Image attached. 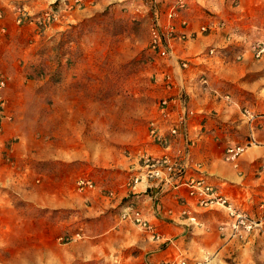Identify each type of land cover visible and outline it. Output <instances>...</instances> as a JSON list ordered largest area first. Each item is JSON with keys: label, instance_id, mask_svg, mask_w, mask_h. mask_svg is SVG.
I'll use <instances>...</instances> for the list:
<instances>
[{"label": "rangeland", "instance_id": "obj_1", "mask_svg": "<svg viewBox=\"0 0 264 264\" xmlns=\"http://www.w3.org/2000/svg\"><path fill=\"white\" fill-rule=\"evenodd\" d=\"M83 1L89 15L43 44L19 24L18 87L5 89L9 119L0 134V264H264V184L250 203L234 201L261 217L254 230H230L221 207L225 218L206 239L209 247L170 261L155 256L169 245L155 247L134 225L125 229L128 238L119 236V205L99 212L101 196L117 191L120 180L126 184L133 171L126 157L143 145L154 113L156 65L136 0ZM19 2L36 13L64 15L75 7L72 0ZM253 35L264 39V29ZM26 48L32 50L24 57ZM222 50L235 55L240 47ZM256 74L264 86V66ZM235 130V142L249 146ZM81 179L95 187L80 190Z\"/></svg>", "mask_w": 264, "mask_h": 264}, {"label": "crops", "instance_id": "obj_2", "mask_svg": "<svg viewBox=\"0 0 264 264\" xmlns=\"http://www.w3.org/2000/svg\"><path fill=\"white\" fill-rule=\"evenodd\" d=\"M72 1L75 4L72 10L64 15L59 13L45 26H39L33 18L18 21L20 13L29 16L36 14L19 0H0V26L6 27V33L0 40V69L14 79V84L10 82L4 88V95L5 89L18 87V51L23 48L22 41L18 38L19 34H23V25L19 24H28L35 39L34 43L43 44L47 36L56 37L60 31L72 27L89 15L90 6H85L83 0ZM147 1L136 0L134 4L142 7L143 13L138 16L147 23L148 40L152 14L143 8ZM232 1L188 0L183 17L189 22L188 31L195 32L196 36L186 41H175L172 44V55L166 60L165 67L175 73L183 72L189 104L197 112L189 121V133L196 144L191 150L193 163H189L186 173L207 175L227 197L245 205L247 200L250 203L253 199V191H259L258 186L264 184V169L261 168L264 164V86L263 81L254 78L255 73L258 76L259 69L264 66V56L254 59L248 50L253 41L264 40L253 35V31L264 29V17L260 13L264 1L239 0L238 6H233ZM209 22L223 24L200 34L201 25ZM34 43L29 46L32 47ZM227 46H239L240 50L235 55H228L222 50ZM211 47L214 49L213 53L208 52ZM30 50L32 48L25 49L24 57ZM179 58L189 60V66L182 72L178 65ZM13 63L15 65L12 67ZM154 90L157 96L163 94L162 89ZM251 115L255 117L251 119ZM235 128L248 136L243 140L250 143L239 157L236 167L223 159L225 147L240 138L235 135L238 133ZM175 145H182V141L178 140ZM140 148L152 154L160 151L159 146L146 143V137ZM134 151L125 157L129 171L135 172L138 160ZM132 173L133 171L130 175ZM144 181L138 182L133 189L120 180L116 185L117 191H108L101 196L99 212H105L111 207L117 210L122 199L130 198L147 219L157 226L163 239L168 240L164 243L169 245L168 249L156 253V259L162 257L164 261H170L182 251L195 252V247L206 248V239L212 229L216 230L217 222L225 218L221 206L212 204L209 207H199L194 200L188 198H185V203L182 202L181 196H185L184 187L177 190L170 187L152 190L155 192L152 198L145 193ZM121 208L122 206L118 208L119 217L114 215L118 225L115 231L119 236H126L125 229H131L134 224L120 217ZM184 209H189L190 214H182ZM134 226L155 247L162 244L161 241L152 239L140 227ZM188 233L195 235L187 236ZM104 250L107 251V248Z\"/></svg>", "mask_w": 264, "mask_h": 264}, {"label": "built area", "instance_id": "obj_3", "mask_svg": "<svg viewBox=\"0 0 264 264\" xmlns=\"http://www.w3.org/2000/svg\"><path fill=\"white\" fill-rule=\"evenodd\" d=\"M187 5L188 0H148L143 7L152 14L148 30V50L156 65L151 74L152 84L163 91V94L157 97L154 113L148 121L146 143L159 146L160 151L157 154L141 148L134 151V156L138 160V168L135 172L133 170L127 185L134 189L138 182L145 180V189L150 191L148 194L152 198L155 195L152 190L165 187L177 190L184 187L185 196H181L182 202L185 203V198H188L194 200L195 205L199 207L219 204L228 215L230 230L242 229L248 232L260 224L261 217H255L237 206L234 200L227 197L207 175L186 173L189 163H193L191 150L196 144L195 139L189 133V121L197 113L189 104L183 79L182 70L189 66V60L187 58L178 59L182 73L171 71L165 67V63L172 55V44L175 41H186L196 36L195 32L188 31L189 22L183 17V11ZM68 6L71 7V5H65L64 8ZM136 9L141 11L142 7ZM59 13L60 9L44 10L33 16L20 13L18 21L33 18L37 25L45 26ZM0 17H2L1 11ZM222 24L220 22L203 24L199 32L200 34L209 32ZM5 33L6 27L0 26V40ZM248 50L254 59L262 58L264 40L253 41L249 44ZM208 52L213 53L214 49L211 47ZM8 80L9 77L0 71V134L3 131L5 120L9 119L8 103L4 95ZM243 112L247 114L246 111ZM250 117L252 119L255 115ZM178 140L182 141V145H175ZM247 147V144L231 143L225 147L223 159L236 167L239 157L243 155ZM261 168L264 169V164ZM78 185L80 190L95 187L90 179H81ZM109 194L112 193L109 192ZM182 214H190V210L184 209ZM120 217L146 231L152 239L161 241L162 244L166 243L157 226L147 219L134 202L122 206ZM180 264H185V262L181 261Z\"/></svg>", "mask_w": 264, "mask_h": 264}, {"label": "trees", "instance_id": "obj_4", "mask_svg": "<svg viewBox=\"0 0 264 264\" xmlns=\"http://www.w3.org/2000/svg\"><path fill=\"white\" fill-rule=\"evenodd\" d=\"M146 192H147V193H150L149 190H147ZM128 203H132V200H130V198L122 200V202L120 203L119 206H124V205H126V204H128Z\"/></svg>", "mask_w": 264, "mask_h": 264}]
</instances>
